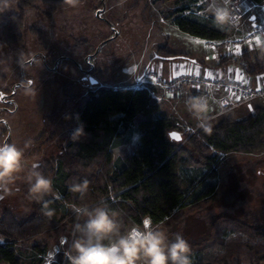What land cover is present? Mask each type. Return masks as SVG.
Wrapping results in <instances>:
<instances>
[{"label": "rangeland", "instance_id": "rangeland-1", "mask_svg": "<svg viewBox=\"0 0 264 264\" xmlns=\"http://www.w3.org/2000/svg\"><path fill=\"white\" fill-rule=\"evenodd\" d=\"M16 3L15 0L12 11L16 10ZM183 6L190 8L183 14L191 12L198 18L212 19L205 13V0L203 3L200 0L197 3L189 0H82L77 9L66 5L51 12L41 3L37 8L28 9L21 40L5 43L0 35V72L6 78L0 81V143H15L19 147L27 143L25 159L29 168L34 163L39 166L44 158L54 163L59 145L67 144L65 133L76 126V106L80 98L95 86L86 79L91 65L95 70L92 76L99 84L137 88L141 85L136 81L138 76L149 74L150 63L159 60L155 58L158 48L168 46L171 50L190 52L197 49L192 38L172 23V17L179 14L176 10ZM45 12L50 15H44ZM247 22L242 18L233 27L226 28L225 39L242 37L250 28ZM32 28L39 30V34L32 32ZM215 46L232 48L233 44L219 40ZM224 56L228 55H221ZM144 84L151 83L145 81ZM153 88L158 94L162 92L157 86ZM260 100L264 101V97L256 99ZM164 106L177 129L188 135L185 118L180 115L181 106L172 102H165ZM69 115L72 119H65ZM200 127L198 122L191 121V128H195L191 134H196ZM134 135L130 142L112 149L115 159L131 153ZM196 167L183 163L179 167L183 186L191 191L196 185L189 184L187 178L195 174ZM215 170L218 180L214 195L205 199L207 202L199 200L182 210L185 216L178 225V233L193 238L209 237L219 231V226H224L226 239L246 240L247 236L231 229L225 219L253 225L264 223V149L221 153ZM15 187L19 191L0 200V214L8 209L23 220L34 213L32 202H38L29 199L24 179L17 180ZM46 196L57 198L53 187ZM72 205L65 206L64 219L53 230L33 241L17 242V252L23 250L25 264H37L39 258L41 264L62 260L65 248L62 240L69 237L77 222ZM192 207L194 211H190ZM255 241L264 244V237ZM243 264L247 262L243 260Z\"/></svg>", "mask_w": 264, "mask_h": 264}, {"label": "trees", "instance_id": "trees-1", "mask_svg": "<svg viewBox=\"0 0 264 264\" xmlns=\"http://www.w3.org/2000/svg\"><path fill=\"white\" fill-rule=\"evenodd\" d=\"M197 1L189 0L190 3ZM16 2L15 11L10 8L0 13V35L5 43L21 40L20 32L28 9L37 8L39 3L51 12L66 6L63 0ZM184 11H190L189 6L178 8L176 13L179 14L172 17V23L179 30L207 40L227 38L225 29L217 27L212 19L198 18L191 12L183 14ZM44 15L49 16L50 12ZM31 30L39 34V30ZM155 58L198 61L168 46L158 48ZM231 61L238 63L246 76L264 73L262 49L260 52L244 49L236 57L219 58L217 64ZM94 73L95 70L90 68L88 74ZM5 79L0 72V81ZM209 124L210 130L200 127L196 134L183 133L184 142L176 143L168 137V132L177 127L153 99L148 87L96 86L88 89L76 106V126L65 133L67 144L59 145L54 163L44 158L39 164V170L52 179L57 198L45 196L43 201L32 202L34 213L23 220L8 209L0 214V239H4L0 240V264H25L23 250L17 252V242L27 243L53 230L64 219L68 204L95 206L103 200L120 213L122 230L140 225L144 217H151L154 224H161L170 235L178 233V225L185 216L182 210L214 195L218 180L215 168L221 153L264 149V106H256L242 119L224 116ZM80 125L84 135L77 141L71 140V133ZM133 134L138 138L131 153L115 159L112 149L130 142ZM181 163L197 165L195 174L187 178L189 184L196 185L195 190L183 186L179 174ZM72 177L89 181L82 199L79 193L69 191L68 183ZM45 203L53 210L51 217L45 214ZM190 211H194L193 207ZM225 220L231 224V229L240 231L247 239H226L227 228L224 226H219V231L209 237L193 238L179 233L191 248V264L264 262V244L255 241L264 237V223L253 225L232 218ZM37 260V264H41L42 259Z\"/></svg>", "mask_w": 264, "mask_h": 264}, {"label": "clouds", "instance_id": "clouds-1", "mask_svg": "<svg viewBox=\"0 0 264 264\" xmlns=\"http://www.w3.org/2000/svg\"><path fill=\"white\" fill-rule=\"evenodd\" d=\"M70 9H77L82 0H63ZM15 0H0V13L13 8ZM205 13L219 28H230L239 22L231 4L232 0H205ZM257 46L264 50V41L257 38ZM187 111L201 127L210 130L208 113L211 102L206 95H189L184 100ZM65 119L72 117L65 116ZM84 135L82 125L70 135L77 141ZM15 143H0V200L5 195L19 191L16 181L24 179L28 186L29 199L40 202L52 192V179L46 176L37 164L29 165L25 159V149ZM26 168L28 169L26 172ZM24 174V175H22ZM89 181L72 177L69 191L85 196ZM45 214L53 215V210L44 205ZM77 222L71 233L72 242L66 252L67 264H191V248L179 233L169 234L161 224H154L151 217H144L140 225L126 230L120 220V213L105 201L89 206L72 205ZM82 221V222H81ZM67 237L62 243H66Z\"/></svg>", "mask_w": 264, "mask_h": 264}, {"label": "crops", "instance_id": "crops-1", "mask_svg": "<svg viewBox=\"0 0 264 264\" xmlns=\"http://www.w3.org/2000/svg\"><path fill=\"white\" fill-rule=\"evenodd\" d=\"M261 4L264 5V2H262ZM243 19L247 20L248 21L247 24L250 23V25H251L250 19H248L247 17H244ZM189 36L192 38V42L194 43L193 45L197 46V49H193V52L185 51L183 49L182 50H173V51L178 52V53H182V54H187L189 57L197 58L198 61H195V60L189 59V58H178V59H160V58H158L159 60H156V61L150 63L151 71L156 72V74L162 75L163 77H169V76H172L174 74L180 73L182 71H184V72H197V73L201 74L202 76L212 77V78L219 79V80H230V79L243 78V79H246L248 81V83L251 84L252 86L264 85V73L250 77V76H246L243 73L239 64L236 62L231 61V62L225 63L223 65L217 64L221 55H228V56L236 57L244 49H248V50H250V49L256 50L257 49V51H260L261 48H259L257 46V44L248 45V44L244 43V44H241L239 46H235L234 48H227V46L226 47L225 46H221V47L220 46L219 47L213 46L212 48L211 47L209 48V46H211V45L208 46L207 44L203 43V42H207V39H202V38L191 36V35H189ZM261 40L264 41V38H262ZM200 41L202 42V44ZM217 45H218V43H217ZM217 48H218V50H217L218 52L216 51ZM237 48H240L241 51L237 52L236 51ZM222 49H224V50H222ZM147 76H148V74H144V73H142L140 76H138L136 81L141 84L140 87L142 85H144L145 81L150 82V79H148ZM133 82L134 81H132V83H130V82L129 83L133 84ZM96 86H104V85L97 83L94 87H96ZM147 86H149V88H151L153 99L160 105L162 111L164 110L163 112L166 113L168 116H170V114L166 110V108H165L166 106H164L165 102H167V103L172 102L174 105L181 106L180 115L185 118L183 120L187 124L186 127H191V121L197 122V120L195 118H193V116L187 111L185 104H184V100H186L189 95L195 96V95H202L203 94V95H206L209 97L210 102H211V108H210V111L208 113V116L210 118L214 114V112H216L218 110L219 99L225 93L222 89L217 88V87L186 85V86H183L179 90L176 98L172 99V101L170 102L164 96L163 91L159 94L154 91L153 87H156V86H154L153 84H151V86L150 85H147ZM125 87H130V86L121 85L119 88H125ZM93 88H89V89H93ZM131 88H135V87H131ZM256 106H264V101L254 100L250 103H246V104H244L238 108L231 110L230 112L226 113L225 115L217 116L215 118L209 119L207 121V123L216 122L224 116H230L234 119H242V118L246 117L248 114H250ZM137 138H138V136L136 134V136L134 137V139H135L134 144L137 142Z\"/></svg>", "mask_w": 264, "mask_h": 264}, {"label": "built area", "instance_id": "built-area-1", "mask_svg": "<svg viewBox=\"0 0 264 264\" xmlns=\"http://www.w3.org/2000/svg\"><path fill=\"white\" fill-rule=\"evenodd\" d=\"M235 14L240 19L247 17L251 20L249 30L240 38L233 40H224L225 43H232L234 48L242 43L248 45L257 44V38L260 40L264 38V5L254 0H232L231 4ZM251 17H253L251 19ZM209 45H217L216 40H207ZM88 64L90 65V61ZM151 84L161 89L168 99H174L179 90L186 85L190 86H207L217 87L222 89L225 93L219 99V107L216 112L209 118H215L217 116L225 115L231 110L238 108L246 103H250L258 98L264 97V85L252 86L246 79H230L219 80L212 77L202 76L197 72H180L169 77H163L156 72L150 71L148 74ZM150 84V85H151ZM148 87L147 84L142 85ZM141 86V87H142ZM151 90V88H149ZM152 94V92H151ZM195 129V128H194ZM194 129L187 127L188 135L194 132ZM68 240L65 244L64 250H62V260L56 262L57 264H66V252L68 246L72 242L71 234L67 237Z\"/></svg>", "mask_w": 264, "mask_h": 264}, {"label": "water", "instance_id": "water-1", "mask_svg": "<svg viewBox=\"0 0 264 264\" xmlns=\"http://www.w3.org/2000/svg\"><path fill=\"white\" fill-rule=\"evenodd\" d=\"M97 13H98V11H97ZM252 18H253V17H251V19H252ZM90 68H92V65L90 66ZM88 81H89V83L92 84V85H96V84L98 83L97 79L94 78V76H92V75H88ZM176 136H178L179 139H176V138H175ZM168 137H169L171 140H173L174 142H176V143H182L183 140H184V136H183L182 131L177 130V129H172V130H170V131L168 132Z\"/></svg>", "mask_w": 264, "mask_h": 264}, {"label": "snow or ice", "instance_id": "snow-or-ice-1", "mask_svg": "<svg viewBox=\"0 0 264 264\" xmlns=\"http://www.w3.org/2000/svg\"><path fill=\"white\" fill-rule=\"evenodd\" d=\"M203 2H204V0H200V3H203ZM236 51L239 52V51H241V50H240V48H237ZM175 138H176V139H179L178 136H176Z\"/></svg>", "mask_w": 264, "mask_h": 264}, {"label": "flooded vegetation", "instance_id": "flooded-vegetation-1", "mask_svg": "<svg viewBox=\"0 0 264 264\" xmlns=\"http://www.w3.org/2000/svg\"><path fill=\"white\" fill-rule=\"evenodd\" d=\"M86 78V77H85ZM86 79H88V74H87V78Z\"/></svg>", "mask_w": 264, "mask_h": 264}]
</instances>
